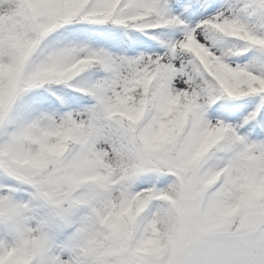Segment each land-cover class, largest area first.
<instances>
[{
  "label": "snow or ice",
  "instance_id": "obj_1",
  "mask_svg": "<svg viewBox=\"0 0 264 264\" xmlns=\"http://www.w3.org/2000/svg\"><path fill=\"white\" fill-rule=\"evenodd\" d=\"M0 264H264V0H0Z\"/></svg>",
  "mask_w": 264,
  "mask_h": 264
}]
</instances>
